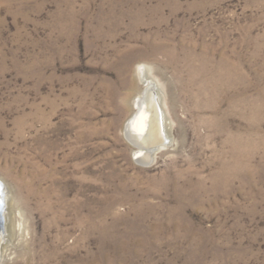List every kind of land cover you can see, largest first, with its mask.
<instances>
[{"label": "rangeland", "instance_id": "rangeland-1", "mask_svg": "<svg viewBox=\"0 0 264 264\" xmlns=\"http://www.w3.org/2000/svg\"><path fill=\"white\" fill-rule=\"evenodd\" d=\"M0 181V264H264V0H0Z\"/></svg>", "mask_w": 264, "mask_h": 264}, {"label": "bare ground", "instance_id": "bare-ground-1", "mask_svg": "<svg viewBox=\"0 0 264 264\" xmlns=\"http://www.w3.org/2000/svg\"><path fill=\"white\" fill-rule=\"evenodd\" d=\"M150 69L140 66L137 69L139 77L144 84L140 94L134 100L136 110L126 121L124 132L130 143L136 146V154H140L141 163L148 165L152 162L154 154L170 142V125L164 111L159 88L150 76ZM134 87V86H133ZM137 159V157H136ZM0 200L3 210L0 219V258L8 232L6 213V189L0 181Z\"/></svg>", "mask_w": 264, "mask_h": 264}, {"label": "water", "instance_id": "water-1", "mask_svg": "<svg viewBox=\"0 0 264 264\" xmlns=\"http://www.w3.org/2000/svg\"><path fill=\"white\" fill-rule=\"evenodd\" d=\"M3 206H4V204H3V202L0 200V216H1V213H2V210H3ZM0 219H1V217H0Z\"/></svg>", "mask_w": 264, "mask_h": 264}]
</instances>
